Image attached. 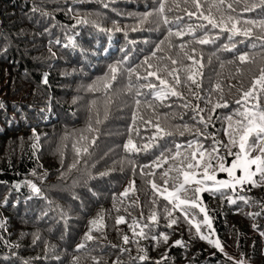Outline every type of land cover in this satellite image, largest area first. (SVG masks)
Returning a JSON list of instances; mask_svg holds the SVG:
<instances>
[{
    "label": "trees",
    "instance_id": "16d2710c",
    "mask_svg": "<svg viewBox=\"0 0 264 264\" xmlns=\"http://www.w3.org/2000/svg\"><path fill=\"white\" fill-rule=\"evenodd\" d=\"M179 2L177 8L168 0L165 14L173 23L164 25L154 22L155 14L150 22L140 23L143 13L158 7V0H0V264H95L93 258L100 264H236L235 256L251 264H264V186L246 184L241 192L228 187L215 194L203 191L199 196L197 202L205 206L225 251L201 239L193 223L188 222L190 212L185 219L182 211L173 209L164 198L165 188L179 186L172 179L177 176L175 167L193 151L203 150L207 160L209 154L217 157L213 149L218 148L223 160H212L216 168L220 161L225 166L234 161L235 155H229L223 146L229 143L227 117L232 116L236 127L241 119L237 110L244 107L236 101L264 68V48L255 39L260 34L258 28L252 38L236 36L232 40L228 39L230 32L209 28L208 35L215 42L206 45L196 43L191 35L169 37V27L173 32L178 28L187 32L188 25L195 28L207 23L195 16L189 18L185 9H195L183 0ZM201 3L207 14L212 0ZM233 6L232 15L241 20L261 18L259 9L243 11V0ZM178 16L183 18L179 22ZM116 27L121 30L116 31ZM202 35L204 32L197 29L196 36ZM181 44L199 64L184 56ZM243 54L250 62L241 64L239 56ZM168 57L178 63L172 65ZM146 58L154 65L151 70L155 66L177 70L174 75L181 79L180 85H175L167 70L158 75L174 85L184 99H154L160 86L155 77L137 80L132 75L128 91L127 70L136 69L145 76ZM118 62L121 71L112 88L105 90L102 78L109 66ZM191 73L200 83L199 88L193 85L192 91L188 87L191 82L185 83ZM148 83L158 88L149 89L145 86ZM217 83L222 93L216 90ZM91 86L97 90L89 91ZM137 91L142 95L137 97ZM221 95L229 106L213 111L214 105L222 102ZM137 98L151 101L155 108L140 105L138 115L143 120L135 122L138 135L130 132ZM185 103L190 106L184 107ZM197 105L206 121L212 117L207 127L198 122ZM97 118L100 124H96ZM149 120L151 124L146 123ZM157 121L173 135L150 140ZM89 124L98 131L89 132ZM130 136L138 148L145 144L149 148L126 151L123 145ZM74 145L87 146L88 153L78 156ZM177 145L181 155L173 160ZM229 147L232 153L239 151L238 143ZM162 156L168 159H160L161 166L156 167ZM170 168L173 171L165 185L162 175ZM218 176L227 177L225 173ZM151 180L160 186L159 192L152 189ZM33 184L39 193L33 191ZM126 190L127 195H123ZM180 193L186 196V192ZM197 197L195 193L192 200ZM165 209L178 219L171 228L167 227ZM153 212L155 222L149 219ZM100 214L103 227L96 230L91 222ZM120 216L125 222L117 224ZM134 221L150 225L145 228L148 238L134 235ZM90 230L94 239L86 241ZM160 233L168 235L167 242L151 239ZM124 235L129 237L127 244ZM177 240L182 245H176ZM81 243L86 247L78 248ZM140 256L146 259L140 260Z\"/></svg>",
    "mask_w": 264,
    "mask_h": 264
},
{
    "label": "snow or ice",
    "instance_id": "6c2138e0",
    "mask_svg": "<svg viewBox=\"0 0 264 264\" xmlns=\"http://www.w3.org/2000/svg\"><path fill=\"white\" fill-rule=\"evenodd\" d=\"M173 2L176 4V7H180L179 0H173ZM207 2V0H206ZM240 0H233L232 3L226 2V0H212V3L209 5V7L206 9L207 14H205V11L202 10L204 8V5L201 3V0H183V3L185 4H191L192 7L195 9V11H191L188 9H185V14L191 18L193 16L197 17V19L206 21L207 23H201L197 25L195 28L192 25H188L187 32L181 30L178 28L177 31L173 32L171 27L168 28V36H176V37H183L184 35H191L195 39V42L201 45H206L209 43H214L215 40L213 38H210L208 35V29H217L219 28L221 32L228 31L231 33V35L228 37L229 40H232L233 37L241 36L245 39L252 38L254 36V29H260V34L255 36V39L260 40L261 47L264 48V0H243V11L245 12H255L257 9L260 10V19H245L241 20L238 16H233L232 13L235 12V8L233 6L234 3H238ZM168 4V0H158V7L155 8L152 11H148L142 14L140 23H148L150 22V17H153L155 14L157 19L154 21L155 23H163L164 25H170L173 23L168 16L165 14L166 7ZM107 7V5H105ZM168 11H171V8H167ZM215 10V11H213ZM226 17V18H225ZM183 18L182 17H176V21L179 22ZM79 23H86L87 21H78ZM197 29L202 30L204 32V35L197 37L196 31ZM116 31H120L121 29L119 27L115 28ZM137 29H133V31H136ZM243 42V41H241ZM163 43V41L161 42ZM254 48L256 47L255 44L252 45ZM181 50H184L183 54L184 56L191 60L192 63L199 64V61L195 58L194 55H191L186 49L185 44H181L179 46ZM232 47H235V44L232 45ZM161 49H157L159 51ZM225 50H230L225 46ZM192 53L195 52V48H193ZM155 56V52L152 54ZM168 59L171 60L172 65H176L178 61L176 59H172L171 57H168ZM239 61L241 64L250 62V58L247 54H243L239 56ZM254 62V61H252ZM145 65H147V74L143 77H141L137 72L136 69L129 68L128 75H129V85H128V91H131L132 85H131V77L132 75H136V79H145L147 80L149 77H155L157 80H159V90H156L158 86L153 83H148L145 85L147 88L156 90L154 92V99H158L163 101L164 99H167L169 96H175L179 97L181 99H184L183 94L179 91H177V88L174 85H170L169 82L166 79H163L158 73L162 70L167 69H161L159 66H155V70H151L154 68V65L149 62V59L146 58L143 62ZM200 67H203L202 64H200ZM121 71L120 63L110 65L108 73L102 78V85L105 90L112 88V81H115L117 79L118 73ZM176 69L167 70L169 76H173L175 85H180L182 83L181 79L178 75H174L176 73ZM190 71V70H189ZM237 71H240L237 69ZM191 82L188 87L189 90L192 91V86L194 85L196 88L200 87V83L195 79V73L188 74L186 76V81ZM45 83H47V79L45 78ZM97 90L95 86H91L89 88V91H95ZM216 90L220 91L222 93V88L219 83L216 85ZM152 95V93H149ZM195 95V93L193 92ZM264 94V68H261L259 71V75L256 76L251 83V87L243 91L241 99L237 100L236 103L243 104L244 107L242 110H237V114L241 117V119L236 121V127H233L231 121L232 116H228L227 119L229 120L228 124V131L226 134L229 136V143L226 145H223L227 150L229 155H235V160L231 164L230 167H225L223 162H220L218 164L219 171L221 172H227L228 176L231 178L230 181H216L214 186L208 187H195L193 189L194 193L199 194L203 191H208L211 194H215L217 191H219L221 188H228L231 187L233 190H235L236 185H244V184H251L253 187L257 186H264V107L261 106V95ZM142 94L137 91L136 96L139 97ZM220 101L217 102L214 105L213 111L215 108H227L229 105L227 101L223 99V96H220ZM250 101H254L251 104V107H248V103ZM211 102V101H209ZM108 103H111V100L108 101ZM136 105V112L133 113L132 120L133 124L130 126V132H135L137 135L139 134L138 129L135 127V122L137 119L143 120L142 116H139V108L142 103L146 104L147 107L152 108L153 111H155L154 105L151 101L145 100L141 101V99L137 98L134 101ZM184 107H189L190 105L188 103H185L183 105ZM194 111H196V115L199 117V123L205 124V127H207V122L211 120V115L208 116L207 121L205 120V117L200 115V112H203V109H199V106H195ZM108 117V110L105 111V119ZM196 117H194L195 119ZM100 119L97 118L96 124H100ZM146 123L151 124L152 121H146ZM154 128L156 129V133L153 137L150 138V140L154 141L158 136L162 135H173V132L166 131L163 127H161V124L159 121H157L154 125ZM184 128H187V125H184ZM88 131H98V129H94L91 124L88 126ZM184 132L181 131L180 135H183ZM238 137V140H237ZM38 139V137H37ZM82 140H86L87 137L81 136ZM93 144L95 143V138L91 141ZM216 144H220L221 142L215 141ZM238 143L239 151L236 153H232L231 146H236ZM35 146V145H34ZM149 144H145L143 148H138L137 145L134 143V140L130 136L127 140V143L123 145L124 149L126 151H146L149 148ZM189 148L192 147V142H189ZM74 148L76 150V153L78 156L81 154L88 153V147L82 146V147H76L74 145ZM202 148V146H201ZM176 154L175 156H172L171 159L175 160L177 156H180L181 153L179 151L180 145L176 146ZM214 152L217 153V157H213L211 154H209L208 159L204 160V151L198 149L197 151H193L190 156H185L180 162L179 165L175 167V171L177 172V176L172 178L175 181L178 182V187L173 185L174 191L168 192L167 196H165V199L169 200V203L172 204L173 209H180L183 213V216L185 219H188L189 216V209L187 207L181 208V205L185 206H191V207H198L201 212L204 213V222L208 225L209 228H211V220L208 216L207 210L204 207H201L200 204L197 202V200H189L187 198L181 199L179 193L180 192H187L188 188L186 187L190 183H194L196 185H203L204 180H213L215 181V175H209V169L213 168L212 160L214 158H219L221 161L223 160V157L219 156V151L217 149H213ZM255 151L258 154L255 156H252L251 153ZM243 154V155H242ZM160 159H164L165 161L168 159L167 157H161L158 158L155 162L156 167H160ZM203 162V163H202ZM253 166L254 169H253ZM72 167H75V164L72 165ZM203 169V178L204 179H198L199 171L200 169ZM239 169L242 172V175L237 177L235 175L236 170ZM173 171V169H169L168 171L164 172L162 175L163 183L167 185L169 183V173ZM141 172L143 173V168H141ZM103 175V174H102ZM151 175H154L152 173ZM259 176V179H255V177ZM151 183L152 189L154 191H160V186L157 185V183L154 180L149 181ZM134 186V181L133 185ZM33 191L39 193L40 189L37 188L34 184L31 185ZM167 188L163 190V192H167ZM163 192H160L161 195H163ZM123 195H127V190ZM198 199V197H197ZM241 200H245V203L248 201L245 199V197H240ZM230 203H235V200L230 199ZM155 203V201H153ZM167 211L168 217H169V223L167 227L171 228L173 225L177 224L178 219L172 217V211L165 209ZM259 213H257L258 215ZM152 222H155L157 220L156 213L153 212L152 215L149 218ZM103 215H98L97 219L93 220L91 223L96 228V230H99L101 227H103ZM124 217L120 216L117 218L116 223H124ZM189 223H191V220H188ZM135 227H133V233L134 235H137L141 238H148L149 233L145 232V228H150L149 224H144L141 226L139 223L134 221ZM130 227H132L130 225ZM136 228H139V232L136 231ZM197 232L200 231V225H196ZM261 235H264V233H261ZM38 238V237H37ZM162 238L164 242L168 241V235L164 233H160L159 235H151V239L159 240ZM94 237L91 234V230L86 233L85 240H93ZM201 239H207L205 236H201ZM123 241L125 244L129 243V237L127 235L123 236ZM209 243H214L215 247L218 248L220 251H223V248L220 244V242L217 240L215 242L209 240ZM176 245H182V241H175ZM86 247V243H81L78 245V248L83 249ZM115 247V246H113ZM143 251V250H141ZM78 259V258H77ZM95 264H100L99 260H96ZM140 260H145V256H140ZM229 259H232L229 257ZM118 264V262H117ZM236 264H245L243 260L236 261Z\"/></svg>",
    "mask_w": 264,
    "mask_h": 264
},
{
    "label": "rangeland",
    "instance_id": "374dc122",
    "mask_svg": "<svg viewBox=\"0 0 264 264\" xmlns=\"http://www.w3.org/2000/svg\"><path fill=\"white\" fill-rule=\"evenodd\" d=\"M258 153L257 152H255V151H253L252 153H251V155L252 156H255V155H257ZM243 155V154H242ZM205 156H206V154H204V159H205ZM235 160V159H234ZM221 162V161H220ZM233 163V162H232ZM231 163V164H232ZM213 164V163H212ZM231 164L230 165H228V166H225V167H230L231 166ZM224 165H225V163H224ZM254 167L255 166H253V169H254ZM199 171V175H198V179H204L203 178V169L201 168L200 170H198ZM222 173H225L226 175H227V177H226V179H220V177L218 176V175H220V174H222ZM215 175V181H213V180H204V184L203 185H196V184H194V183H190V184H188L189 185V187H188V191L186 192V196H181V193H179V195H180V198L181 199H185V198H187V199H189V200H192V197L195 195V193H194V191H193V189L195 188V187H205V186H208V187H211V186H214L215 185V182L216 181H230L231 182V178L228 176V173L227 172H221V171H219V168H216L215 167V165L213 164V168H210L209 169V175ZM235 175L237 176V177H239V176H241L242 175V172L239 170V169H237L236 170V172H235ZM246 185V184H245ZM239 185H236V189H237V187H238ZM172 191H174V190H168L167 192H165V195L167 196V194H168V192H172ZM203 192H201V193H199L198 194V199H199V196H201V194H202ZM198 199H197V201H198ZM199 203V202H198ZM200 204V206L201 207H204L205 208V206L202 204V203H199ZM185 207H187L188 209H189V212H190V215L191 216H189V219L191 220V222L193 223V225L196 227V225L197 224H199L200 225V231L198 232L199 234H200V236H205V237H207V239H203V240H205V241H207V242H209V240H211V241H213V242H215V241H219L220 242V244H221V246H222V248H223V251H225V249H224V246H223V244H222V242L220 241V239L218 238V236L215 234V232H214V230H213V224H212V221H211V228H209L208 227V225L204 222V213L203 212H201L200 211V209L198 208V207H191L190 205L189 206H185V205H181V208H185ZM211 220V219H210ZM211 245H213L214 247H215V244L214 243H210ZM218 249V248H217ZM234 259L235 260H237V261H240V260H243L244 262H245V264H251V263H249L245 258H242V257H240V256H235L234 257Z\"/></svg>",
    "mask_w": 264,
    "mask_h": 264
},
{
    "label": "built area",
    "instance_id": "2783aa9c",
    "mask_svg": "<svg viewBox=\"0 0 264 264\" xmlns=\"http://www.w3.org/2000/svg\"><path fill=\"white\" fill-rule=\"evenodd\" d=\"M246 187V185L244 184V185H239L237 188H238V191H243V188H245Z\"/></svg>",
    "mask_w": 264,
    "mask_h": 264
}]
</instances>
